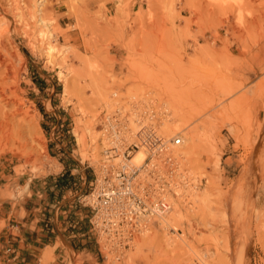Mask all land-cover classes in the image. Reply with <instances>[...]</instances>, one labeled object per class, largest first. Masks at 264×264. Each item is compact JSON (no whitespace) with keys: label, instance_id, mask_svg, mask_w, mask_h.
<instances>
[{"label":"rangeland","instance_id":"rangeland-1","mask_svg":"<svg viewBox=\"0 0 264 264\" xmlns=\"http://www.w3.org/2000/svg\"><path fill=\"white\" fill-rule=\"evenodd\" d=\"M20 2L27 11L43 7L53 18L61 68L47 63L42 49L33 51L19 31H3L0 264L7 262L2 234L17 217L4 215L11 208L15 214L25 196L14 194L29 180L48 201L80 175L86 182L76 196L86 193L92 178L87 163L98 165L101 147L98 141L100 160L91 158L89 137L81 147L77 132L88 124L98 129L105 106L133 96L162 102V132L181 133L174 152L182 154L197 187L191 204L174 203L169 227L152 226L119 261L99 252L96 264H241L244 252V264H264V0ZM13 101L21 109L11 116ZM191 129L210 135L213 153L208 142L187 136ZM42 160L58 168L46 171ZM33 161L41 168L32 173ZM58 244L65 249L62 264H84L67 242ZM51 250L41 264L55 260Z\"/></svg>","mask_w":264,"mask_h":264},{"label":"built area","instance_id":"built-area-1","mask_svg":"<svg viewBox=\"0 0 264 264\" xmlns=\"http://www.w3.org/2000/svg\"><path fill=\"white\" fill-rule=\"evenodd\" d=\"M111 96L116 97L113 92ZM164 106L151 97H130L103 108L98 122L101 161L92 168L89 189L79 203L90 209L89 224L99 251L116 261L148 230L166 216L173 203L191 204L195 177L182 165L174 148L179 133L162 132ZM143 147L142 162H132Z\"/></svg>","mask_w":264,"mask_h":264},{"label":"crops","instance_id":"crops-1","mask_svg":"<svg viewBox=\"0 0 264 264\" xmlns=\"http://www.w3.org/2000/svg\"><path fill=\"white\" fill-rule=\"evenodd\" d=\"M70 170L73 173L76 169ZM74 178L77 180L71 182L64 195L59 196L55 191L48 201L42 200L40 190L30 182L31 195L27 196L28 192L22 195L24 197L14 205L15 214L12 208L5 213L4 216H17L11 219L15 224L7 222L2 234V257L7 260L6 264H41L40 257L48 247L55 256L50 264H62L65 249L58 244L61 239L73 252L84 256V264L99 263L101 252L90 230V209L82 206L76 196L83 190L86 178L81 175Z\"/></svg>","mask_w":264,"mask_h":264},{"label":"bare ground","instance_id":"bare-ground-1","mask_svg":"<svg viewBox=\"0 0 264 264\" xmlns=\"http://www.w3.org/2000/svg\"><path fill=\"white\" fill-rule=\"evenodd\" d=\"M41 1H43V0H39V4L41 3ZM25 3L26 2H23L21 4L20 0H8V5L6 4L7 6L5 7V6H3V2L0 0V37L2 36L3 31L6 32V33L10 32L11 30H13V31L17 30V32L19 31L22 34V36L27 39V42H28L30 48L33 51H37V50L42 49L43 53H44L45 61L47 63H49V64H52V65H55L56 67H60L61 68V66L59 64L60 61H57V59H56V57H57L56 54L58 52H60V51L56 47V44H54L53 41L51 40L52 38H54L55 34H57V31L55 29H53V27L51 26V24L53 22V20H52L53 18L51 16H48V14L45 13V11L43 10V7H37V9L34 10V11L33 10H29V11L25 10V8L22 7V5L25 4ZM44 9H46L45 6H44ZM2 47H3L2 41H0V52H1V50H3ZM15 57H17L18 59L21 58L20 55L19 56H15ZM0 59H1V54H0ZM148 98H150V97L148 96ZM6 103H9V100L6 101ZM9 105H11L10 108H12V109H9L11 116H14L16 114V112L18 113L19 110L21 109V104L19 102L13 101V103H11ZM1 114L3 115V113H1ZM4 114H7V113H4ZM4 116H0V134H4V131H6V130L3 129V125L5 123L4 122L5 120H1V117L3 118ZM165 122L166 121L163 120L162 124H164ZM97 132H98V134H97L98 135V140H97V137H96V133ZM191 132L192 133H189V135H187L190 139H192V137L194 138V136H196L197 141L199 143H207L208 142L210 147H211L210 151L212 152V150L214 149V146L211 143L210 135L204 129H197V130H192L191 129ZM176 133H179V132H176ZM179 134L181 135V133H179ZM86 136H88L89 137L88 139H90V142L88 143L89 147L92 145V148H90V155L92 156L91 158H93L95 160H100L99 159L100 156L98 154L99 153L98 152V143L101 142L99 130L96 129V127L94 125L88 124V125H85L83 127V130L80 133L77 132L76 140H77L78 144L81 145V147H85V145H87ZM181 137H182V135H181ZM89 147H87V148H89ZM85 153H86V151H85ZM81 154H82V152H81ZM178 154L181 156L182 165L187 169V172L189 174L193 175V173H191V171H190V168H188L187 165L185 164L182 154H180V153H178ZM144 157H145V151H144V148L141 147V148H139V149L134 151L133 156H132V162L138 164V163L142 162ZM82 158L83 159H81V160H84L85 157H83V155H82ZM41 164L46 167L45 168L46 171H51L53 169H57L58 168V164L56 162L45 163V160H42ZM215 164L216 165L218 164L217 163V159L215 160ZM39 168H41V165H39L38 162H36V161L31 162V164H30V172L33 173V172L37 171ZM29 183H30L29 180H27L25 182V184L22 185L19 188L18 193H17L18 197H20V196L26 194L27 192H29ZM14 196L16 197L15 194H14ZM195 196H197V195H195ZM174 203H173V205H175ZM224 216H225L224 217L225 219L227 218L228 222L230 223L229 225L231 226L232 220H231L230 214L225 212ZM168 217H169V213L166 216L162 217L161 219H158L157 222H154V221L151 222L148 230L145 231L144 233H142L141 234L142 236L140 235V240L147 236V234H146L147 232L148 233L152 232V231H150L152 226L159 225V224H162L164 227L168 226L169 225L168 224L169 223L168 222ZM156 235L158 236L157 231H156ZM151 237H152V234H151ZM104 251H105L104 253H105V256H106V257H104L105 259L110 258L111 260L116 261V260H114L112 258V256H110L109 254H106V250H104ZM245 257H246V254L244 252V254L242 255V263L241 264L245 263L244 262V261H246ZM123 264H124V262H123Z\"/></svg>","mask_w":264,"mask_h":264}]
</instances>
